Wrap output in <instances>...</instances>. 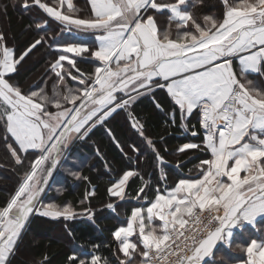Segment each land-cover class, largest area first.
<instances>
[{"label":"snow or ice","instance_id":"1","mask_svg":"<svg viewBox=\"0 0 264 264\" xmlns=\"http://www.w3.org/2000/svg\"><path fill=\"white\" fill-rule=\"evenodd\" d=\"M220 2L222 18L204 15L202 24L183 7L187 0H88L87 17L79 14L82 10L73 0H57L54 6L42 0H23L24 10L37 6L62 26L61 32L91 33L94 43L59 45L61 54L50 64L55 77L51 94L44 87L25 92L13 82V74H18V66L45 42V37L39 36L17 55L0 34V121H5L6 132L18 145L13 148L9 144L8 149L22 170L14 194L0 206V264H10L33 217L68 221L86 215L93 219L95 210L90 207L78 212L71 202L45 203L41 194L66 158L70 144L85 140L118 110L128 112L132 127L155 152L157 166L165 163L153 141L145 136L144 124L130 111L145 95H152L156 108L163 111L155 100L156 89L166 91L179 109L184 132L189 131L188 118L194 110L199 111L203 146L185 143L178 152L197 149L210 153L211 158L197 165L200 178L179 179L171 190L167 189L161 168L164 191L157 188L146 209L132 208L127 226L112 232L124 257L118 264H133L135 254L140 252L130 239L137 231L143 246L140 264H167L170 257L175 258L171 264H201L211 256L218 241L228 244L230 233H225L226 229L241 221L252 223L264 213V89L248 79V74L264 77V0ZM65 5L67 10L62 11ZM165 9L170 13V25H175V38H171L170 31L161 32L158 27L156 13ZM46 25L44 21L35 27L42 29ZM77 58L97 61L99 66L94 73L85 74ZM67 77L78 84L70 87ZM170 115L175 124V112ZM192 127L191 135L196 136L195 125ZM116 143L119 146L118 140ZM133 150H137L135 146ZM72 175L88 179L79 172ZM138 175L123 171L107 188L108 195L125 200L130 178ZM141 180L144 187L137 197L151 183L143 177ZM94 195V190L87 193L80 203L83 205ZM143 199L148 200L147 195ZM105 207L115 211L114 203ZM204 212L219 214L203 220L200 214ZM154 220L161 222L159 231L153 227ZM96 247L93 246L90 264H110L95 254ZM243 251L247 255L245 264H264V234L252 239ZM48 259L45 254L38 264ZM77 261L88 264L75 254L67 257L66 264Z\"/></svg>","mask_w":264,"mask_h":264},{"label":"trees","instance_id":"2","mask_svg":"<svg viewBox=\"0 0 264 264\" xmlns=\"http://www.w3.org/2000/svg\"><path fill=\"white\" fill-rule=\"evenodd\" d=\"M76 1L78 3L75 6L82 10L79 14L87 17L90 14L88 0ZM42 2L54 6L57 0H42ZM193 2L194 0L187 1L185 8L192 12L200 23L203 24L204 15L222 18L223 6L220 0H197L195 7ZM22 3L23 0H0V34L5 36L8 46L13 47L17 55L41 35L45 37V42L37 46L21 62L18 66V74H13V82L25 92L44 87L51 94L55 77L51 73L50 64L61 54L58 46L81 42L91 45L94 43V35L91 33L73 35L61 32L62 26L37 6L26 11L22 8ZM61 10L66 11V5ZM44 21H47L45 28L35 27L37 23H44ZM172 29L176 32L174 25ZM67 55L72 56V54ZM32 56L34 59L30 60ZM77 62L78 67L85 74L94 73L95 67L99 66L97 61H81L77 58ZM63 63L70 68L67 61ZM27 64H30L29 67L24 69ZM71 71L79 75L75 69ZM33 76L36 78L29 81ZM27 81H29L28 84L24 85ZM67 82L70 87L78 84V81H73L70 77H67ZM154 96L156 102L161 104L163 111L156 108L152 95H145L138 99L130 111L136 120L144 124L145 136L153 141V146L164 158L165 163L157 166L155 152L145 138L132 127V119L128 112L118 110L105 124L97 125L85 140H75L72 143L66 158L58 166L43 195L41 194V199L45 203L71 202L78 212L85 207H90L95 210L93 219H88L86 215L68 221L63 218L57 220L38 216L31 218V222L20 238L15 255L10 257V264H38L39 261H43L45 254L49 259L44 264H66L67 257L73 254L90 264L93 246H98L95 248V254L106 258L110 264H118L120 259L118 242L113 239L112 232L126 224L132 208L139 206L144 208L149 205L155 197L157 188L164 191L165 181L160 179L161 168L166 176L168 190L173 188L179 179L201 174L197 165L205 159H210V153L197 149L178 152V148L185 143L203 146L199 111L194 110L188 118L186 123L189 131L184 132L180 127L179 109L172 103L167 93L157 89ZM173 111L175 124L170 115ZM2 123L3 121H0V184L3 183V186H0V206H3L14 193L22 171L15 165V160L8 149L9 144L13 148H18V145L6 132ZM193 125L198 132L196 136L191 135ZM109 130L112 135H109ZM113 136L119 141V146L116 140H113ZM133 146L137 149L136 151L133 150ZM25 166H29V162H25ZM126 170L138 172L139 175L130 178L126 186V199L119 201L118 198L108 195L107 188ZM74 172H79L81 177L88 179H78L72 175ZM141 177L144 180H150L151 183L145 188V192L137 197L139 189L144 187ZM93 190L95 195L85 200L82 205L80 201ZM145 195L148 200L143 199ZM108 203H114L115 211L105 207ZM261 222L257 225L259 231H262L259 227ZM246 229L250 228L246 227ZM216 250L226 259L217 260L215 253L211 264H241L244 260L230 246H219ZM84 253L88 255L85 256Z\"/></svg>","mask_w":264,"mask_h":264},{"label":"crops","instance_id":"3","mask_svg":"<svg viewBox=\"0 0 264 264\" xmlns=\"http://www.w3.org/2000/svg\"><path fill=\"white\" fill-rule=\"evenodd\" d=\"M187 1H189V0H187ZM157 2H165V3H168V2H175V0H157ZM73 3H74V5H76V3H78V2L76 0H73ZM89 6H90V4H89ZM183 7L185 8V6H183ZM185 10H186V8H185ZM153 11H155V10H153ZM169 15H170V13L166 9L165 10H162V12H160V13H156V19H157V22H158V27H159V29H160L161 32L170 31L171 38H175L176 32L172 29L174 23L170 25L169 20H168V16ZM248 79L253 80V82L256 84L257 87H259L261 89H264V77L260 76L259 74H248ZM141 97H143V96H141ZM141 97H139L138 99H140ZM2 124H3V126H4V128L6 130L5 121H3ZM71 145H72V143L70 144V146ZM70 146L68 147V149L70 148ZM66 153H67V150H66ZM66 153H65V155H66ZM210 158H211V156H210ZM57 168L54 170L53 176H54ZM201 175H202V173L199 174V175H197V176H192V177L183 178V179H198V178L201 177ZM243 175H244V173L242 172L241 173V177ZM51 178L49 179V182L51 181ZM224 180H225V182H228L226 177L224 178ZM169 190H171V188ZM43 193H42V195H43ZM42 195H41V197H42ZM148 206L149 205L145 206L144 209H146ZM139 207H141V206H139ZM144 215L146 216V211H145ZM260 221H262V222L264 221V213L258 215V217H256L252 223L245 222V221H241V224L239 226H233L231 228H228V229H226L225 233H232V232H234L233 233L234 234V237H235L234 240H236L244 248V247H246L251 242L252 239H259L261 237V235L264 234V228H262V231H259L258 228H257V225L260 223ZM160 224H161V222L159 220H154L153 221V227H156L158 231H159ZM253 224H255V226H253ZM123 226L124 227L127 226V221H126V224L123 225ZM246 227H248V228L249 227L255 228V230L257 231L256 235L253 232V229L250 228L251 229V231H250V229L248 230V229H246ZM241 231H242V236L240 235ZM236 235H237V237H236ZM130 239L133 242L137 243L140 252H142L143 251V246L139 242V239H138V231ZM219 246L228 247L229 245L226 246V244H225V242L223 240L218 241L216 243V245H214V247H213L211 256L205 257L201 261V264H211L212 263V260H213V257H214V254L215 253H218L217 250H216V247H219ZM118 252H119V245H118ZM140 252H137L135 254V259L133 261V264H140V261L142 259H144L140 255ZM119 254H120V259H123L124 258L123 257V254L120 253V252H119ZM237 254L241 255L244 258V260H242L241 264H245V261L247 259L246 252L245 251H242L241 253H238L237 252Z\"/></svg>","mask_w":264,"mask_h":264},{"label":"rangeland","instance_id":"4","mask_svg":"<svg viewBox=\"0 0 264 264\" xmlns=\"http://www.w3.org/2000/svg\"><path fill=\"white\" fill-rule=\"evenodd\" d=\"M31 59H34V56H32L31 58H30V60ZM29 65L30 64H27V65H25L24 66V69L26 68H28L29 67ZM41 72V71H40ZM39 72V73H40ZM34 78H36V76H33V78H31V79H29V81H31L32 79H34ZM29 81H27L24 85H27L28 84V82ZM74 142V141H73ZM72 142V143H73ZM67 151H68V149H67ZM25 162H28V161H25ZM0 186H3V183L1 182V184H0ZM46 190V189H45ZM45 192V191H44ZM258 217V216H257ZM241 224V222L240 223H238L236 226H239ZM260 228H261V230H262V228H264V221L263 222H261V225L259 226ZM249 228H251V229H253V232L255 233V235H256V233H257V231L255 230V228H253V227H249ZM226 231V230H225ZM234 232H232V233H230V235L228 236V245L232 248V250H234L235 252H238V253H241L242 251H243V247H241L240 249H236L235 248V245L238 243L236 240H234V234H233ZM223 235V234H222ZM240 235L242 236V231H241V233H240ZM216 249H217V247H216ZM218 251V250H217ZM215 258L218 260V259H223V260H225L226 258L219 252V253H216V255H215Z\"/></svg>","mask_w":264,"mask_h":264},{"label":"clouds","instance_id":"5","mask_svg":"<svg viewBox=\"0 0 264 264\" xmlns=\"http://www.w3.org/2000/svg\"><path fill=\"white\" fill-rule=\"evenodd\" d=\"M218 214H219L218 212L209 213V215H208L207 217H204L203 214H200V215H201V218H202L203 220H208L211 216L218 215ZM226 246H228V244H226ZM241 247H242V246H241L239 243H237V244L235 245V248H236V249H240Z\"/></svg>","mask_w":264,"mask_h":264},{"label":"built area","instance_id":"6","mask_svg":"<svg viewBox=\"0 0 264 264\" xmlns=\"http://www.w3.org/2000/svg\"><path fill=\"white\" fill-rule=\"evenodd\" d=\"M208 215H209V214H208L207 212H204V213H203V216H204V217H207ZM174 259H175L174 257H170L169 260H168V262H167V264H171L172 260H174Z\"/></svg>","mask_w":264,"mask_h":264}]
</instances>
